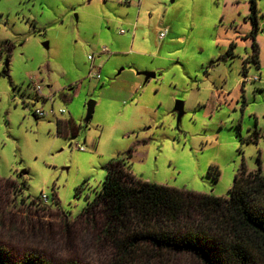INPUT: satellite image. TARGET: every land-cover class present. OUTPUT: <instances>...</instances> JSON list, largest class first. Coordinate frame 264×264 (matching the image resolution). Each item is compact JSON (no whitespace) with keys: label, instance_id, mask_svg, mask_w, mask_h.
<instances>
[{"label":"rangeland","instance_id":"374dc122","mask_svg":"<svg viewBox=\"0 0 264 264\" xmlns=\"http://www.w3.org/2000/svg\"><path fill=\"white\" fill-rule=\"evenodd\" d=\"M257 8L252 37L248 0H0V246L51 264H204L111 235L101 210L82 212L117 158L131 157L144 182L224 198L243 168L264 176V0ZM239 12L248 34L231 22ZM103 48L101 80L90 79L89 56ZM122 61L157 77L132 92ZM32 79L51 103H36ZM39 108L55 115L36 119Z\"/></svg>","mask_w":264,"mask_h":264},{"label":"trees","instance_id":"16d2710c","mask_svg":"<svg viewBox=\"0 0 264 264\" xmlns=\"http://www.w3.org/2000/svg\"><path fill=\"white\" fill-rule=\"evenodd\" d=\"M257 1L248 0L252 37L258 30ZM253 46L256 51V43ZM129 158L110 160L102 189L82 214L101 210L111 235L142 240L160 251L189 253L204 264H264V176L260 171L240 170L230 197L224 198L136 179ZM213 169L217 180L220 172ZM0 264L51 263L38 255L17 260L0 246Z\"/></svg>","mask_w":264,"mask_h":264},{"label":"crops","instance_id":"0c3cea01","mask_svg":"<svg viewBox=\"0 0 264 264\" xmlns=\"http://www.w3.org/2000/svg\"><path fill=\"white\" fill-rule=\"evenodd\" d=\"M225 1H227V3L228 2H230V3H234V1L235 0H225ZM259 1V0H258ZM258 9V8H257ZM244 13H245V11H244ZM139 14V13H138ZM240 15H242L240 12H239V14H238V17L237 18H235V17H233V18H231V22H233V23H237V25H239V26H242V28H243V30H244V32H245V34H248V33H250V29H251V26H250V24L248 23V24H246V23H241V19H239V16ZM127 16H129V14H127ZM245 16H247L246 18H248L249 16H250V11H249V5H248V11H247V13H245ZM256 20H257V18H256ZM102 21H106V23H108V25H115V24H117V20H102ZM257 24H258V21H257ZM165 28V27H164ZM164 28H162V29H164ZM162 29L160 30V31H162ZM165 29H168L169 31H170V29L169 28H165ZM160 31H159V33H160ZM169 31H168V34H167V36L165 37V38H163V39H160L159 38V33H158V38H159V43H160V46L162 47L163 46V44L166 42V40H167V38H168V36H169ZM236 40H240V38H241V34H240V32L239 31H237L236 33ZM257 34H259V25H258V30H257ZM257 34H255L256 36H257ZM118 45V44H117ZM116 45V46H117ZM160 47V48H161ZM102 50V49H101ZM101 50L96 54V56H97V58H96V56H95V58H94V61H93V64L95 65V66H99L100 68H101V74H102V67L99 65V64H96V61L99 59L100 60V58H101V56H104V55H108L109 54V52L108 53H106V54H101ZM261 50H263L262 49V46H261V48H260V50L259 51H257V59H260V60H258V62L260 63V68H261V66H264V64H263V61L261 62V55H262V52H261ZM90 57V56H89ZM128 64H131V66H134V64L133 63H131V61H122V62H119V66H122V69H121V71L119 72V74L118 75H120V74H127L128 75V78H126V79H123L121 82L123 83H125V85H126V82L128 83V81H126V80H129L131 83L129 84V85H131V87H130V89L132 90V92L134 91L135 92V88L137 87H140V85L142 84V82H144V83H146V82H148V81H145L144 80V78H145V76H143V75H138V73H137V75H136V73H135V69L134 68H132L131 66H129ZM263 64V65H262ZM89 74H90V72H89ZM156 74V73H155ZM156 77H157V74H156ZM154 79H156V78H154ZM100 80H101V78H100ZM150 80H152V79H150ZM258 82V81H257ZM253 83V82H252ZM128 85V84H127ZM43 103H46V102H49V100L48 99H45L44 101H42ZM50 103H51V101H50ZM96 103V102H95ZM53 110V108H51V111ZM51 111L49 110L48 111V113L49 114H51ZM54 111V110H53ZM60 113V112H59ZM60 114H63V113H60ZM53 115V114H52ZM54 115H55V111H54ZM35 117V116H34ZM36 118V117H35ZM36 119H39V118H36ZM152 121V120H151ZM151 121H147V122H150L151 123Z\"/></svg>","mask_w":264,"mask_h":264},{"label":"built area","instance_id":"2783aa9c","mask_svg":"<svg viewBox=\"0 0 264 264\" xmlns=\"http://www.w3.org/2000/svg\"><path fill=\"white\" fill-rule=\"evenodd\" d=\"M168 29H162V31H160L159 33V38L160 39H163L167 36L168 34ZM121 33H123V31H121ZM108 49L107 48H103L101 50V54H106L108 53ZM94 58L95 56H90L89 59L91 60V67H90V79H99L102 77L101 76V68L99 66H95L93 64V61H94ZM261 82L263 81V78H261L260 76H254V77H250L248 75H246L244 78H243V84H246V83H252V82ZM31 93L34 94V96L36 97V103H39L41 100H45V99H48L52 102L53 98L52 97H46L43 95V91H44V87L41 86V83L40 82H35L33 79H32V83H31ZM60 113H64V110H60ZM34 116L36 118H44L46 117V115L48 114V112H46L43 108H39V109H35L34 112H33ZM51 114L54 115V111L52 110L51 111ZM80 149V151H85L84 148H81V146L78 147Z\"/></svg>","mask_w":264,"mask_h":264},{"label":"water","instance_id":"95a60500","mask_svg":"<svg viewBox=\"0 0 264 264\" xmlns=\"http://www.w3.org/2000/svg\"><path fill=\"white\" fill-rule=\"evenodd\" d=\"M45 47H48V45L45 44ZM5 69H6V71H5V75H6V74H8V71H9L8 70V63L5 64ZM138 75L145 76V78H144L145 81H148L150 79L156 78V74L155 73H150V72H147V71L139 72ZM95 106H96V103L94 101L88 102L87 109H86V118H85V122L86 123H89L91 121V119L93 117ZM184 112H185L184 103L177 101L176 104H175L173 113L176 114L178 128H179V125L181 123V119L184 116Z\"/></svg>","mask_w":264,"mask_h":264}]
</instances>
